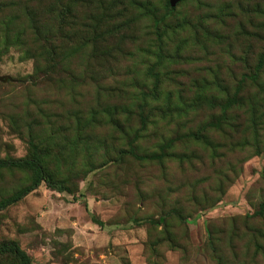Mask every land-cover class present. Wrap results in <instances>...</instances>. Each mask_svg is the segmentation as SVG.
I'll return each mask as SVG.
<instances>
[{
  "label": "rangeland",
  "instance_id": "374dc122",
  "mask_svg": "<svg viewBox=\"0 0 264 264\" xmlns=\"http://www.w3.org/2000/svg\"><path fill=\"white\" fill-rule=\"evenodd\" d=\"M170 1L0 0V160L68 190L0 210L30 264H264V0Z\"/></svg>",
  "mask_w": 264,
  "mask_h": 264
},
{
  "label": "trees",
  "instance_id": "16d2710c",
  "mask_svg": "<svg viewBox=\"0 0 264 264\" xmlns=\"http://www.w3.org/2000/svg\"><path fill=\"white\" fill-rule=\"evenodd\" d=\"M182 1V0H178ZM167 6L170 7L169 3ZM168 10H171V8H168ZM168 14V12L166 13ZM164 17H161L158 20H155L154 24L157 25L162 21ZM264 61V54L261 55L259 58L257 64L255 65V69L259 70L261 67L262 62ZM256 79V77H253V79ZM230 103H225L221 106V118L217 120V122H220L225 117L226 111L230 108ZM204 129V128H203ZM189 137H193L194 139H199V131L195 133L194 135H189ZM22 168L29 170L31 172V184L27 187L20 189L16 194L11 196L10 198L3 200L0 202V210H3L9 205H12L19 200H21L23 197H25L27 194L35 190L40 183H44V185L57 193L68 191L66 186H64L63 182L61 181H54L50 180L49 177L46 176V174L43 171V168L41 166L40 160L37 156V154H32L31 156L19 158V159H13V160H0V168ZM261 208H263L261 211H264V204L261 205ZM95 223H97L94 220ZM212 242L210 243V259L214 264H220L219 257L215 254V249ZM9 254L12 257L16 259L18 264H30L28 258L25 256V254L19 249V247L15 243H6L0 245V256Z\"/></svg>",
  "mask_w": 264,
  "mask_h": 264
},
{
  "label": "water",
  "instance_id": "95a60500",
  "mask_svg": "<svg viewBox=\"0 0 264 264\" xmlns=\"http://www.w3.org/2000/svg\"><path fill=\"white\" fill-rule=\"evenodd\" d=\"M173 5V0L170 1V6ZM5 78L3 76H0V81H3Z\"/></svg>",
  "mask_w": 264,
  "mask_h": 264
}]
</instances>
